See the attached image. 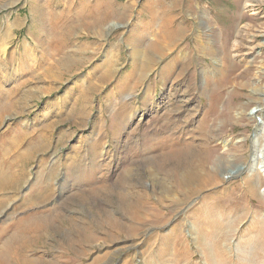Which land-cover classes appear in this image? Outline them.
I'll use <instances>...</instances> for the list:
<instances>
[{
  "label": "rangeland",
  "instance_id": "rangeland-1",
  "mask_svg": "<svg viewBox=\"0 0 264 264\" xmlns=\"http://www.w3.org/2000/svg\"><path fill=\"white\" fill-rule=\"evenodd\" d=\"M263 159L264 0H0L6 264H264Z\"/></svg>",
  "mask_w": 264,
  "mask_h": 264
},
{
  "label": "bare ground",
  "instance_id": "bare-ground-1",
  "mask_svg": "<svg viewBox=\"0 0 264 264\" xmlns=\"http://www.w3.org/2000/svg\"><path fill=\"white\" fill-rule=\"evenodd\" d=\"M191 1H193V0H188V2H191ZM188 4V3H187ZM190 6H192L191 5V3H190ZM190 6L189 5H187L186 6V10H188V9H190ZM191 10V9H190ZM174 20H175V17L173 16L172 18H168V20L166 21V24H165V26H164V28L163 29H161L162 30V32L166 35V36H168V39H170V38H173L176 34H178L179 32V30H181V28H178V27H176V28H174ZM178 30V31H177ZM176 36H178V35H176ZM173 41V40H172ZM262 122V121H261ZM258 170L264 175V159H263V161H261V163H260V165L258 166ZM7 181H8V179H6ZM264 194V193H263ZM7 250V249H6ZM7 254H9V255H13V253L9 250V253H7L6 251H2V252H0V264H6L7 263V257H8V255ZM15 255L17 256L18 254H17V252L15 253ZM22 256V255H21ZM16 258V257H15Z\"/></svg>",
  "mask_w": 264,
  "mask_h": 264
},
{
  "label": "water",
  "instance_id": "water-1",
  "mask_svg": "<svg viewBox=\"0 0 264 264\" xmlns=\"http://www.w3.org/2000/svg\"><path fill=\"white\" fill-rule=\"evenodd\" d=\"M251 111H252V112H255V111H256V109L254 108V109H252Z\"/></svg>",
  "mask_w": 264,
  "mask_h": 264
}]
</instances>
